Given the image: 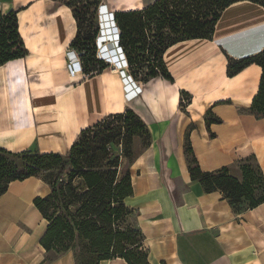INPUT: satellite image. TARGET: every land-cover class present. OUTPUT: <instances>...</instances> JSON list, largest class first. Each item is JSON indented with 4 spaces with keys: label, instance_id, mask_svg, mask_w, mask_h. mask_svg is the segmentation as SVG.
I'll list each match as a JSON object with an SVG mask.
<instances>
[{
    "label": "crops",
    "instance_id": "0c3cea01",
    "mask_svg": "<svg viewBox=\"0 0 264 264\" xmlns=\"http://www.w3.org/2000/svg\"><path fill=\"white\" fill-rule=\"evenodd\" d=\"M155 1L100 4L117 13ZM10 11L17 13L28 54L0 67V148L65 155L83 130L132 110L151 139L129 164L133 193L125 203L150 264H264V202L239 211L222 192H207L192 180L186 151L189 145L203 172L228 168L242 181L240 163L254 158L264 176V118L249 112L262 68L228 73L230 61L264 50L262 6L234 3L211 39L166 49L163 61L174 82H140L137 95L128 68L112 62L91 76L75 70L68 54L78 26L63 0H0V12ZM184 95L190 102L182 109ZM50 192L31 177L10 183L0 196V264H76L72 252L56 256L41 245L48 222L35 200ZM104 264L128 263L116 258Z\"/></svg>",
    "mask_w": 264,
    "mask_h": 264
},
{
    "label": "trees",
    "instance_id": "16d2710c",
    "mask_svg": "<svg viewBox=\"0 0 264 264\" xmlns=\"http://www.w3.org/2000/svg\"><path fill=\"white\" fill-rule=\"evenodd\" d=\"M96 1L99 10L101 0ZM240 1L264 8V0H157L141 10L114 13L129 75L142 83L157 77L174 82L163 61L166 49L183 41L211 39L222 13ZM63 2L71 8L77 22L78 32L71 49L80 54L83 72L89 76L102 73L109 64L97 57L99 28L83 32L81 25L89 13L88 7L77 8L68 0ZM27 54L18 31L17 13L0 12V67ZM252 64L262 68V75L249 112L264 118V50L230 61L228 73L234 76ZM145 68L147 73L142 75ZM189 102L190 97L184 95L180 107L185 109ZM115 120L124 124L118 132L111 126ZM141 134L148 147L151 138L146 124L128 110L83 130L66 157L35 150L13 153L0 148V196L12 182L39 177L51 188L47 196L35 200L48 222L41 240L47 253L61 256L72 252L76 264H104L116 258L128 264H150L142 247L143 234L136 228L134 213L125 203L133 193L131 173L128 169L122 176L120 156H113L108 150L111 141L121 136L125 145V140L130 143ZM186 151L190 154L192 180L199 181L207 192H222L239 211L264 202V192L255 198L259 188L254 171L245 164L249 160L255 162L254 158L240 163V181L228 168L203 172L189 145ZM256 167L264 187V176L257 164Z\"/></svg>",
    "mask_w": 264,
    "mask_h": 264
},
{
    "label": "rangeland",
    "instance_id": "374dc122",
    "mask_svg": "<svg viewBox=\"0 0 264 264\" xmlns=\"http://www.w3.org/2000/svg\"><path fill=\"white\" fill-rule=\"evenodd\" d=\"M74 7L77 8H83L88 7L89 13L85 18V21H81V25L83 28V32L88 31H94L96 27H98L100 32V15L98 10V3L96 0H68ZM98 39V37H97ZM96 39V41H97ZM97 48V43H96ZM112 55L115 56V51L112 50ZM111 65V64H110ZM147 70L143 71L142 75L146 74ZM112 128H114V131L118 132L121 127L124 126L122 121H112L111 124ZM124 138L121 136L120 138L111 141V143L108 145V150L113 156H120L121 166H120V173L122 176L128 172L129 164L131 160L139 153L141 152L147 144L146 137L144 134H141L139 136H135L130 143L123 144ZM65 157L68 156V154L64 155ZM248 166L252 168L254 171V178L256 179V184L258 191L255 193V198L258 199L263 195V182L262 178L260 176V173L256 167V163L253 160H249L248 162H245ZM44 175V174H43Z\"/></svg>",
    "mask_w": 264,
    "mask_h": 264
},
{
    "label": "bare ground",
    "instance_id": "6f19581e",
    "mask_svg": "<svg viewBox=\"0 0 264 264\" xmlns=\"http://www.w3.org/2000/svg\"><path fill=\"white\" fill-rule=\"evenodd\" d=\"M100 24L103 28V31L99 36V45L101 46L100 54L106 59V61H108V63L113 62L120 68V65H123L121 54L111 40L112 37H114L113 19L111 16V12L106 11L105 8L102 9L100 14ZM105 41L109 42L110 44H114V47L110 48L109 46L103 45ZM112 50L115 51V56L112 55ZM126 88L128 90V94H131L133 90H131L132 88H130V84H126Z\"/></svg>",
    "mask_w": 264,
    "mask_h": 264
},
{
    "label": "built area",
    "instance_id": "2783aa9c",
    "mask_svg": "<svg viewBox=\"0 0 264 264\" xmlns=\"http://www.w3.org/2000/svg\"><path fill=\"white\" fill-rule=\"evenodd\" d=\"M103 8H105L106 11H108L106 5H102V4H101L100 7H99V15L101 14V11H102ZM111 16H112V19H113V27H114V28H113V31H114V37H112L111 40L113 41V43L115 44V46L118 48V51H119L120 54H121V58H122L123 65H120V68H121V69H122V68L126 69V68H128V63H127V60H126L125 54L123 53L122 48L119 47V36H120V31H119V28L117 27V24H116V22H115V15H114L113 12H111ZM102 31H103V28H102V25L100 24V33H99V35H98V39H99V36H100V34L102 33ZM106 42H107V41H106ZM114 44H113V45H114ZM104 45L107 46V44H104ZM97 49H98V50H97V57H98L100 60H103L104 62H106L107 64H109L108 61H106V59H105L103 56H101V54H100L101 46L99 45V43H98V45H97ZM68 58L70 59L71 63L73 64L75 70H79V71L82 70L81 61H80V54H79L77 51L71 49L70 53L68 54ZM123 73H124V71H122V74H123ZM128 79H129V81L132 83V86L135 88V89H134L135 91H133V95H137V94L141 93V91H142V87L139 85L140 82L135 81V80L132 78L131 75L128 76ZM131 88H132V87H131Z\"/></svg>",
    "mask_w": 264,
    "mask_h": 264
},
{
    "label": "water",
    "instance_id": "95a60500",
    "mask_svg": "<svg viewBox=\"0 0 264 264\" xmlns=\"http://www.w3.org/2000/svg\"><path fill=\"white\" fill-rule=\"evenodd\" d=\"M105 10H106V9H105ZM96 43H97V45H98V43H99V39H97ZM119 47H120V46H119Z\"/></svg>",
    "mask_w": 264,
    "mask_h": 264
}]
</instances>
